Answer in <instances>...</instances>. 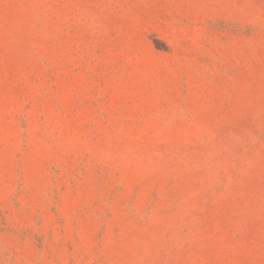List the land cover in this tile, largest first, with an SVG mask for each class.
I'll return each instance as SVG.
<instances>
[{"label": "rangeland", "instance_id": "1", "mask_svg": "<svg viewBox=\"0 0 264 264\" xmlns=\"http://www.w3.org/2000/svg\"><path fill=\"white\" fill-rule=\"evenodd\" d=\"M0 264H264V0H0Z\"/></svg>", "mask_w": 264, "mask_h": 264}]
</instances>
